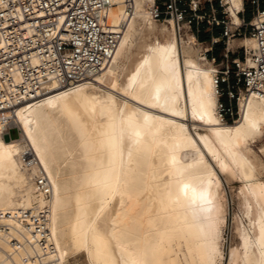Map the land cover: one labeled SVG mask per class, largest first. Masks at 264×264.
Masks as SVG:
<instances>
[{
  "label": "bare ground",
  "instance_id": "6f19581e",
  "mask_svg": "<svg viewBox=\"0 0 264 264\" xmlns=\"http://www.w3.org/2000/svg\"><path fill=\"white\" fill-rule=\"evenodd\" d=\"M146 1L133 0L128 16L123 0L102 11L104 26L124 28L112 58L92 79L68 87L52 82L18 107L12 124L19 137L5 139L0 123V211L48 203L54 264L78 251L90 264H216L223 259L226 217L214 162L223 173L241 174L256 205L252 231L238 230L240 247L229 250L228 263L264 264V181L256 176L264 163L236 146L264 128V96L240 98L239 119L221 121L214 66L197 56L191 35L181 37L179 47L172 22L159 28L166 40H144L140 57L122 65L124 39L130 46L158 29ZM238 7L233 0L235 24ZM180 53L188 62L184 73ZM189 113L205 131L194 126L193 134ZM27 148L51 183L48 200L35 192L32 172L20 160ZM2 222L0 264H25L31 247L16 248L9 236L30 238L27 225L8 214Z\"/></svg>",
  "mask_w": 264,
  "mask_h": 264
},
{
  "label": "built area",
  "instance_id": "2783aa9c",
  "mask_svg": "<svg viewBox=\"0 0 264 264\" xmlns=\"http://www.w3.org/2000/svg\"><path fill=\"white\" fill-rule=\"evenodd\" d=\"M116 1L0 0V123L7 133L15 127L20 136L18 126L12 124L18 107L38 98L52 82L68 87L88 81L109 62L124 23L114 29L104 26L102 11ZM238 1L237 24L231 20L233 0H147L144 4L149 18L172 22L178 35L189 30L197 42L194 26H220L219 34L210 37L203 54L208 57L213 46L224 45L221 58L210 57V61L214 66L216 111L226 122L239 117L240 98L264 96V0ZM123 2L126 16L132 14L133 0ZM246 4L251 6L249 21L244 19ZM246 32L254 47L242 57L230 56L229 41ZM20 160L32 172L35 192L48 200L51 183L37 157L27 148L20 153ZM7 214L20 225H27L31 233L30 238L20 240L12 239L5 230L14 247H31V252L24 254L25 264H54L48 258L53 250L48 203H33L14 213L0 211L3 228L7 227L2 222Z\"/></svg>",
  "mask_w": 264,
  "mask_h": 264
},
{
  "label": "rangeland",
  "instance_id": "374dc122",
  "mask_svg": "<svg viewBox=\"0 0 264 264\" xmlns=\"http://www.w3.org/2000/svg\"><path fill=\"white\" fill-rule=\"evenodd\" d=\"M144 8V7H143ZM144 10V9H142ZM135 16L132 15V17L129 19L126 29H130L132 26V20H135ZM140 22H144V18L142 16L138 17ZM143 21V22H142ZM155 21V20H154ZM157 24V28L161 29L162 26L167 25L170 27V23H161L159 21H155V25ZM131 25V26H130ZM208 25V24H206ZM159 26V27H158ZM161 26V27H160ZM210 27V25H208ZM157 29V30H158ZM156 30L151 31V32H143L141 35H139L135 40L132 41L131 45L128 46V40L124 39V44H123V50L125 53H127V56L123 58V61L120 63L122 65H129V67L132 65V62L134 63L136 59H138L141 55V50L143 47V41H147L149 38L150 41H153L155 37H159L160 40H166L168 38V35L163 33L161 30ZM163 33V34H162ZM186 34H189L193 37L192 32L189 30H185L181 35H178L176 32V37L179 43L180 47V38H185ZM157 35V36H156ZM164 35V36H163ZM167 37V38H166ZM244 37H250L248 34L246 36H241L239 38L235 39V43H240L242 42ZM197 41H194L192 44L193 48H196L195 51L197 52V56H201L203 54L204 48L209 46V41H204L202 43H199L200 40L197 39ZM143 43V44H142ZM234 43L232 40L230 41L229 44ZM244 46H234L235 53H239L240 55L244 56L246 55V51H249L250 48L252 47L253 43L252 40L249 39V43L244 42ZM142 45V46H141ZM245 49V50H244ZM225 50L224 47L218 46L216 49L215 47L210 50V52L215 51L213 54L216 56V58L219 59L221 58L222 52ZM181 54V65H182V71L183 73L188 69V62L182 56ZM204 55V54H203ZM210 59V57H207ZM198 62L204 63V61L198 59ZM131 64V65H130ZM207 65L206 63H204ZM210 64V63H209ZM124 74L121 76V81L124 79ZM118 98L122 97L119 94H116ZM240 117V115H239ZM239 117L236 119L238 120ZM235 120V121H236ZM235 121H228L227 123H234ZM187 123L189 124V127L191 128V131L193 134L194 132V126L200 130V131H205L204 127L202 125H198L197 122H195L194 118L192 115L189 113L188 118H187ZM11 138H16L18 136V131L15 127L10 128L9 133L3 134V137L7 140ZM196 135V134H195ZM239 149H243L244 146L247 147L250 151L248 153V156L252 159L254 158V155L260 160L261 163H264V128L261 129V132L255 137V140L252 142H248L245 145L238 144L236 145ZM210 159V157H209ZM215 170L217 172V175H219V178L221 180L222 184V190H221V203L223 205L224 209V214H225V223L222 226L221 229V237H220V247L223 252V259L220 261H217L216 264H229L228 262V253L229 250L232 247H240L239 244V237H238V230L242 229H247L249 231H252L253 227V221L256 216V205L255 202L252 198V196L249 193L248 190V183L246 185V180L241 177V174L236 170V169H230L228 172H222L219 170L218 166L212 162ZM256 176L258 179L264 181V169H259L256 172ZM245 185V186H244ZM247 189H246V188ZM247 191V192H246ZM249 193V194H248ZM254 203V204H253ZM252 222V224H251ZM252 225V226H251ZM239 244V245H237ZM64 264H90L88 263V260H86V256L84 252L78 251L73 254H69L66 258V261Z\"/></svg>",
  "mask_w": 264,
  "mask_h": 264
},
{
  "label": "crops",
  "instance_id": "0c3cea01",
  "mask_svg": "<svg viewBox=\"0 0 264 264\" xmlns=\"http://www.w3.org/2000/svg\"><path fill=\"white\" fill-rule=\"evenodd\" d=\"M250 11H251V6L249 4H246L245 5V13H244V19H245V21H249L251 19V13H250ZM238 18H239V16H238ZM232 20H233V22H238V21L235 20V18L233 16H232ZM194 30H195L194 32H195L197 38L200 41H203L204 42V41H209V39H210L211 36L218 35L219 32H220V26H213V27L210 26L209 27L208 25H206V23H204V24L199 25V26H194ZM246 35H247V32L245 33V36ZM236 38H239V37H234L233 39H231L234 43L228 44V49L231 52L230 53V56H232V57L233 56L242 57V55H240L239 53H235L234 46H240V47L241 46H244V44H245L244 42L249 43L250 37H244L243 40H242V42L240 43V45H238V43H235L236 42L235 41ZM230 41H229V43H230ZM218 46L224 47V45L222 43H219V44H217V45H215L213 47H215V49H216ZM214 52L215 51L208 52L207 55L209 57H214L215 59H219V56H218V58H216V56L213 54ZM208 60L210 61V59H208Z\"/></svg>",
  "mask_w": 264,
  "mask_h": 264
}]
</instances>
